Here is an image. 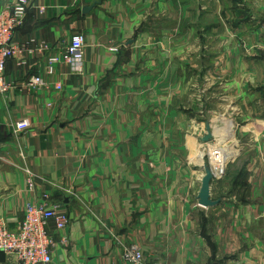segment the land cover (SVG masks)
Segmentation results:
<instances>
[{"label":"crops","instance_id":"0c3cea01","mask_svg":"<svg viewBox=\"0 0 264 264\" xmlns=\"http://www.w3.org/2000/svg\"><path fill=\"white\" fill-rule=\"evenodd\" d=\"M97 1L29 0L15 39L44 40L53 50L82 33L83 67L73 73L59 65L48 76V52L27 56L24 66L7 62L8 79L39 75L48 87L0 95V217L15 230L26 204L43 193L61 204L69 224L50 228L57 243L52 264H127L126 245L149 263L264 264V168L250 166L247 184L232 188L228 175L212 181L211 198L221 201L200 206L198 121L182 115L179 86L204 46L206 109L221 113L210 127L234 122L238 137L250 127H263L264 135V72L256 75L264 70V0H100L82 12ZM252 77L263 88L248 95L243 82ZM215 78L237 83L215 90ZM215 91L225 96L216 105L208 100ZM197 108L190 98L189 110ZM24 119L29 128L16 132ZM167 136L176 149H149ZM0 264L22 263L0 253Z\"/></svg>","mask_w":264,"mask_h":264},{"label":"built area","instance_id":"2783aa9c","mask_svg":"<svg viewBox=\"0 0 264 264\" xmlns=\"http://www.w3.org/2000/svg\"><path fill=\"white\" fill-rule=\"evenodd\" d=\"M29 7V0L4 2L0 0V95H5L13 88L29 91L48 87V82L39 75H30L21 83L8 79L5 68L9 60H15L17 65L24 66L27 64V56L48 52L45 55V72L48 76H52L59 65L66 66L73 73L82 71L85 45L82 33H73L66 45L53 50L44 40L29 38L19 43L15 39V34L26 19ZM39 12H45V8L40 7ZM54 87L61 88L59 84ZM14 128L16 132L26 131L29 122L26 119L18 121ZM217 173L220 175L223 173L222 166ZM28 184L30 188L33 187L31 178ZM68 222L69 217L61 204L51 202L49 195L43 193L39 200L26 204L24 217L15 230L9 229L5 220L0 217V253L14 256L22 264H51L57 243L50 228L56 231L63 230ZM121 256L127 264H160L147 262L141 250L135 245L124 246Z\"/></svg>","mask_w":264,"mask_h":264},{"label":"rangeland","instance_id":"374dc122","mask_svg":"<svg viewBox=\"0 0 264 264\" xmlns=\"http://www.w3.org/2000/svg\"><path fill=\"white\" fill-rule=\"evenodd\" d=\"M78 33V32H77ZM204 46L198 47V54L199 57H202L201 59L198 58L197 62L194 64L195 68L193 71V74L191 75V78L186 74V78L180 80L181 84L179 85L182 91L185 93L182 94L180 97V101L182 102L181 107L184 109L182 111V115L185 116V118L190 119L189 117H192V119H196L198 121L197 123V147L196 150L199 154V156H202V160L200 163L201 171L203 173V164L208 163L213 172H214V178L212 181L221 180L225 178L226 175L229 177V183L228 188H232L238 181L245 179V182L247 184L248 177H250L249 173V167L256 168L259 165L264 168V135H263V127H259L256 130H254L252 127L249 129L246 128V131L241 137H238V128L236 123L232 122L233 126L229 127H210L211 132L213 134V138L208 142H202L201 137L206 134V128L205 124L210 123L209 121L212 118L220 117V112H213V111H207V103H205V99L207 98L205 95L204 90L207 88V83L209 82L208 79L205 78V55H204ZM220 50H218L219 52ZM203 56H202V55ZM237 64H233L230 66V69L233 70L234 67L236 68ZM255 71H248L246 72L247 76L251 75L253 76ZM264 70L261 72H256V75L262 76ZM205 75V76H204ZM254 77L247 78L243 81H239L240 83L243 82V85L246 86L247 94L250 95V93L253 92V90L263 88L264 87V80H262V85L259 83L260 80L255 79ZM229 81L230 85H233L237 83V80L234 79H228L224 80L222 78H215L213 80H210L211 82H214L215 90L218 88L222 83H226ZM173 83V82H172ZM209 83V84H210ZM191 89L192 94L195 95H189V90ZM216 92V93H215ZM214 92V95H211L208 97V100L212 99L213 104H217L218 102H222L225 96L218 94L217 91ZM172 100L173 102V96H167V99ZM190 98H197V111L194 112L193 110H189V99ZM264 98L258 99L259 106L262 108L264 105V100H261ZM152 101V100H151ZM194 101V100H193ZM168 103V100H167ZM175 103V102H173ZM193 107V104H192ZM247 108L250 109L251 114L254 112V102L253 99L250 101H247ZM264 113L260 109L259 113ZM169 110L166 112V117H168ZM150 118L155 117V112L153 110H150ZM254 115V114H253ZM249 116L247 115V119ZM261 126V125H260ZM168 129V128H167ZM258 131V134L255 132ZM166 138H171L170 136ZM163 144L165 150H174L177 144H174L173 138L170 140H167V143H150L149 149L150 150H157L159 147H161ZM178 146L180 148V143H178ZM181 146L183 147L184 144L182 143ZM178 150H181L179 149ZM223 157H227L226 161H221ZM222 164V165H221ZM222 166L223 173L220 175L218 174L219 168ZM203 175V174H202ZM230 190V189H229ZM227 189H221L218 193L221 196L228 195ZM218 199V198H216ZM220 199V198H219ZM221 200V199H220ZM69 224V222H68ZM52 264V263H51Z\"/></svg>","mask_w":264,"mask_h":264},{"label":"water","instance_id":"95a60500","mask_svg":"<svg viewBox=\"0 0 264 264\" xmlns=\"http://www.w3.org/2000/svg\"><path fill=\"white\" fill-rule=\"evenodd\" d=\"M97 3H100V0L92 3L89 6H85L82 8L83 13L89 12ZM206 134L201 137L202 142H208L213 138V134L210 130V125L208 123L205 124ZM214 178V173L211 166L208 163L203 164V175L200 180V187L198 193L196 195L197 203L205 208H210L217 206L220 203V199H212L210 193V185Z\"/></svg>","mask_w":264,"mask_h":264}]
</instances>
